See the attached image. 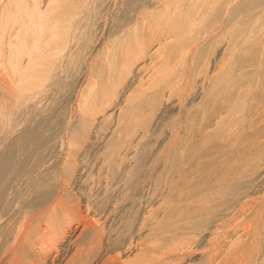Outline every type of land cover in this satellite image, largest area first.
<instances>
[{
  "label": "bare ground",
  "instance_id": "1",
  "mask_svg": "<svg viewBox=\"0 0 264 264\" xmlns=\"http://www.w3.org/2000/svg\"><path fill=\"white\" fill-rule=\"evenodd\" d=\"M60 97L72 112L55 178L48 170L55 182L23 201L0 262L172 264L167 252L252 215L233 203L246 204L248 183L264 174V0H0V146L13 139L0 154L1 198L7 164H20L22 177L26 151L39 149L41 131L25 125L47 122L48 101ZM163 122L167 135L152 145ZM91 151L100 169L86 181L83 207L69 206L66 193L82 174L74 158ZM92 185L108 198L146 186L159 200L137 227L107 237L82 216L93 211ZM257 222L231 232L208 264H262Z\"/></svg>",
  "mask_w": 264,
  "mask_h": 264
},
{
  "label": "rangeland",
  "instance_id": "2",
  "mask_svg": "<svg viewBox=\"0 0 264 264\" xmlns=\"http://www.w3.org/2000/svg\"><path fill=\"white\" fill-rule=\"evenodd\" d=\"M117 11H118L117 7L112 8L111 10L108 11L107 13L108 14L107 19H109L108 21L111 20L110 18L117 17V15L119 14ZM45 103L46 101L43 102L42 105H45ZM46 108L49 110V113H50L49 120L47 122L41 124L42 119L39 118L34 123L30 122L25 125L27 129L33 130L37 128L39 129L38 132L41 131L40 134L36 133L37 135L35 137L36 139H38V142L35 143L37 144L36 148H39V149L35 152L36 150L35 147H31L30 149L26 151V155L28 156L30 155L29 159H31L28 161V164H27L29 165V167L26 165L28 169L26 167V170H25L26 172L24 171L23 174L21 173L22 177L17 176V174L19 173L20 164H18L17 166H12L11 163H9L7 164L9 170L6 173H4L5 174L4 180H3L4 183L2 184L4 186L2 188L8 187L9 190L7 193H5L2 196V198L0 195V198H1L0 200V220H1L0 221V254L1 255L0 256H3L2 257L3 259H5L6 255H8V254L4 255L5 253H8V252H5V249H4L6 247V244H5L6 239L8 235L10 234V230L13 229V226L15 225V223H17L21 219V216H23L25 212L24 211L25 209L22 210L23 207L25 208L28 201L37 197V195L40 193L38 191H41L47 187H50V184H53L55 182V181L54 182L51 181L53 180L51 178H55L54 170H56L55 168H57V165L59 164L58 160L60 159L59 158L60 147L62 144L64 146V136H63L64 132L62 131L64 127L62 126H65V123L67 121L66 119H68V117L70 116L72 112V103H70V100L68 98L63 99L62 97H60L56 103H53V101H48ZM164 124L165 122H163L160 127L154 130L153 142L151 143L152 145H154L155 141H157L159 138L167 135L168 130L165 129ZM6 137L9 138L8 135H5L3 138V142L5 141ZM9 139L11 142L8 143L7 146H0L1 155H3V153L7 151L9 146L12 147L13 139L11 138ZM44 141L45 143H47L45 146H43V144H45L43 143ZM115 144H116L115 149L119 148L118 138L115 140ZM148 144L150 145L149 142ZM177 151L179 152V146L177 148ZM154 156H155L154 154H150L149 160ZM98 157L99 156L96 154L95 151H91L88 154H86L82 159H80L79 157L74 158L76 160V163H74L73 166H75L76 169L79 168V170L82 171V174H81L80 179H77V178L76 180L74 179V184L76 186H74V189H71L66 193L67 199L63 203L69 204V206L83 207L84 202H85L84 197L85 195H87L86 194L87 190H89V188L87 187L88 186L87 182H90L92 184V181H91L92 176H96V165L98 169H100V160ZM130 157L131 155H129L128 158ZM78 162H80L81 164H78ZM31 165H33L34 168H32L33 166ZM35 165L37 166L38 169H40V171L37 170ZM51 167L52 168L55 167V168L52 169ZM27 170L29 172H27ZM31 170H32L31 172L32 174L34 173L33 171L37 173L30 176ZM48 170L49 171L53 170L50 173V174L53 173L51 175L52 177L50 176L51 178L49 177L50 174ZM151 172H152L151 166L148 164L145 180L143 182L149 181L148 177L151 174ZM47 174L48 176H46ZM25 175L28 177L26 178ZM44 176L47 180L43 178ZM9 185L11 188L9 187ZM40 185L42 186V189ZM96 188L97 187L95 185L94 186L92 185L90 192L94 193V196L93 198L91 194L89 196V200L92 199V202L94 203L93 211L87 214L82 213V216L83 217L87 216V219L93 217V219L98 220V225L100 228L103 229V233L106 236L109 235L111 231H113L112 236L118 237V232L122 229L125 223L129 225L133 224V226L136 225L137 227L139 222H141L140 220H142L143 213H147L149 211L150 209L149 206L152 200H155L154 203L151 204L153 206H155V202L159 200L158 197L157 198L152 197L153 199L151 200V195L148 194L150 193L149 192L150 188L148 189L149 190L148 191L146 186L142 194L137 193L135 195V191L124 193L123 190H114V192L110 194L109 198L107 195H102L101 193L98 195ZM10 193L12 194L10 195ZM81 193H84V194L80 195ZM246 195L248 196V199H249L247 200L248 202H246V204L242 205L241 204L242 200L240 198L238 200H235L233 204L237 205L236 206L237 209L238 208L240 209L239 211L240 214H242V212L246 213V211L252 212V215L250 218H246L245 220H243L242 222H239L238 224L235 223L236 226L232 223H231L232 225L230 223H227L226 220H223L222 222L218 224L219 227L217 228V230L214 231V229H212V236L210 237V239L203 238V236L206 234L204 235L201 234V237L198 238L197 241H194V242L191 241L190 243L187 241L188 244L186 243V246H185L187 248H185L184 251L181 250L179 252L178 250H180V248L177 250L173 249L175 251L167 252L166 253L167 256L165 254L166 257L163 256V260H166L168 258V260L170 259L173 262L172 264H188V263L193 264L192 262H194V264H208V260L212 259L213 256L216 254L215 253L216 249H217L216 251L220 249V251L223 253L222 244L224 242L230 241V238H229L230 233L233 232L235 229L246 228V230H248L249 227L247 225L254 218L258 219V222L256 223V225L260 228H264V174H262L259 178H256L253 181L248 183ZM51 198L52 196H50L46 200L44 205L46 203L48 204ZM148 200H150V202ZM23 201L24 202L26 201L27 203L24 205ZM44 208L45 206L40 210H44ZM145 210H148V211L146 212ZM247 213L245 214V216L248 215ZM17 218H19L18 221H15L17 220ZM81 222H84V221L82 220ZM249 231L251 230L249 229ZM128 239L129 237L127 238V241ZM250 240L254 241L253 238H250L249 240H247L249 242L248 244L246 243L248 247L251 242ZM134 244L135 243H133L132 245L133 247H134ZM251 244H255V243L251 242ZM254 246H251V248H253ZM3 249H4V254H2L3 252H1ZM199 256L201 257V259ZM2 258L0 259V261L3 260ZM50 262L51 261L47 263L49 264ZM3 263L4 261L1 264ZM53 263L54 262H52V264ZM102 264H108V262L103 261ZM259 264H261V262ZM262 264H264V260Z\"/></svg>",
  "mask_w": 264,
  "mask_h": 264
}]
</instances>
